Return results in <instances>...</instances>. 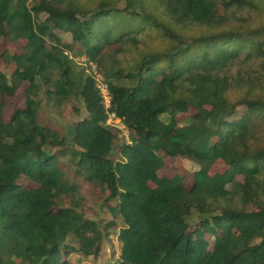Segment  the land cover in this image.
<instances>
[{"label":"trees","instance_id":"obj_1","mask_svg":"<svg viewBox=\"0 0 264 264\" xmlns=\"http://www.w3.org/2000/svg\"><path fill=\"white\" fill-rule=\"evenodd\" d=\"M29 1L0 0V47L7 37L25 42L9 54L12 79L0 69V264H73L72 252L104 250L114 223L103 228L66 204L78 184L61 156L118 200V264H264V0ZM111 46L128 58L105 73L110 112L130 131L121 145L96 78L77 75L65 53L102 63ZM58 70L57 93L86 105L69 137L39 121L38 90ZM26 81V106L6 121V96ZM160 154L201 164L197 181L159 176ZM219 160L228 169L200 181ZM23 176L35 185H21Z\"/></svg>","mask_w":264,"mask_h":264},{"label":"rangeland","instance_id":"obj_2","mask_svg":"<svg viewBox=\"0 0 264 264\" xmlns=\"http://www.w3.org/2000/svg\"><path fill=\"white\" fill-rule=\"evenodd\" d=\"M35 0H30V6L33 5ZM123 6L125 3L122 4ZM46 14H41L40 19L44 20ZM59 35L62 44H72L73 36L72 33L66 30H56ZM23 40L14 41L7 37L4 39L0 47V69L4 71L11 79L12 73L16 68L15 61L10 55L22 51L24 45ZM79 48L82 50V45L79 44ZM65 53L69 54L70 58L73 59L75 65V72H80L84 69L89 75H93L98 85L106 84L107 72H116L120 67L126 64L127 56L122 52H118L116 47L111 46L106 51L105 56L102 57V63L90 60L89 56L85 53H75L70 50H65ZM8 56H6V55ZM239 66V65H238ZM235 67L234 71L238 68ZM247 66H239L240 70H247ZM251 73L255 76L262 74L261 69L258 66H254L250 69ZM119 79H115V82L122 85H129V79L124 76H119ZM61 80L59 70L52 74L50 84H42L38 90L36 100L38 102V114L39 121L43 126H47L51 129H55L61 133L62 136H70L74 125L87 114L86 105L79 95L71 94L64 96L59 92L58 85ZM28 81L24 82L21 87L16 91L14 96H6V107L4 116L6 121H10L11 117L18 108L26 106V89L29 87ZM52 90V93L49 91ZM78 91V89H77ZM76 91V92H77ZM104 95V94H103ZM195 109L192 108L191 112ZM190 113H182L179 115L181 122L185 123L187 116ZM111 124L116 125L118 129V138L116 143L118 145L124 142L130 143V131L124 122L120 119L108 120ZM117 145V149L118 146ZM47 151H51L52 148L47 147ZM163 158L162 167L158 171L159 176H180L187 188H190L196 179L197 173L203 168L201 164L184 157H165L160 154ZM116 157V156H115ZM61 164L67 170V174L72 182L78 184V191L74 197H68L66 204L68 206L75 205L79 212L84 213L88 218L96 220L101 223V226L105 228V224L113 222L114 225L109 231L106 240H104V250L98 257L84 256L80 252L75 251L70 253V261L73 264H118L121 256L122 242L119 239L120 230L124 227L125 222L120 214H116L111 207L118 204V200L112 202L107 201L109 191H104L102 187L88 182L83 176L76 175L77 165L71 162L70 156H61ZM229 165L223 160L217 161L211 169L207 172V175L203 176L200 181H208L209 178L217 176V174H223ZM238 179L242 181L243 176H239ZM19 183L23 186H34V182L27 179L25 176L21 177ZM152 186H155L154 182H151ZM236 203H240L239 199ZM211 244L213 238L207 236Z\"/></svg>","mask_w":264,"mask_h":264},{"label":"built area","instance_id":"obj_3","mask_svg":"<svg viewBox=\"0 0 264 264\" xmlns=\"http://www.w3.org/2000/svg\"><path fill=\"white\" fill-rule=\"evenodd\" d=\"M98 86H99V88L101 89L102 96H103V98H104L105 107H106V109H107V111H108V113H109V118H108V120H110L111 118H112V119H115V118H116V119H120V118H118V117L116 116V114H115L114 112H110L112 96H111V93H110V91H109L108 86H107L106 84L98 85ZM103 94H104V95H103ZM120 120H121V122H123L122 119H120ZM107 124H111V122L107 121Z\"/></svg>","mask_w":264,"mask_h":264}]
</instances>
